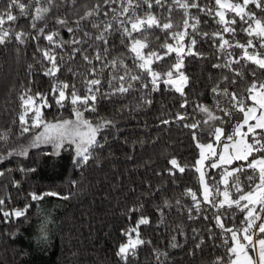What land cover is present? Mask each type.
<instances>
[{
    "label": "trees",
    "instance_id": "trees-1",
    "mask_svg": "<svg viewBox=\"0 0 264 264\" xmlns=\"http://www.w3.org/2000/svg\"><path fill=\"white\" fill-rule=\"evenodd\" d=\"M24 2L27 3V0ZM96 2L97 0H77L76 15H71L72 10L69 9V19L77 18ZM199 3L215 8V0H199ZM4 6V3H0V9ZM66 8L65 5L52 9L48 21L49 31L54 26L52 17L64 15ZM249 8L256 12L257 16H264L254 5H249ZM189 11L199 16L201 23L198 27L201 33L211 34L222 30V26L214 22L212 17L199 13L197 9ZM153 12L162 14L163 22H167L166 10L154 7ZM14 14L19 16L18 11ZM92 19L106 18L101 13ZM171 19L178 26L173 31H182L183 10L174 11ZM236 19L237 24L233 26L237 29L235 37L223 33L224 39L233 44L237 41L246 44L249 37L240 31L241 23L238 17ZM39 23L43 26L44 22ZM9 26L8 23L4 25L5 28ZM12 27L16 31L22 28L35 34L34 30L30 29L28 20L23 17ZM85 30L95 33L90 23ZM187 31L191 33L192 29ZM61 33L64 39L70 38L66 31L61 30ZM78 35L83 36V33ZM110 39L115 47L108 59L111 60L123 52L128 67L138 71L134 68L133 60L128 58L131 54L120 44L119 33H114ZM165 39L175 44L164 32L154 29L149 35L150 47L163 53L165 49L160 48V45ZM196 39L195 50L202 53V56L185 58L182 70L189 77L188 86L185 88L186 97L182 98L175 91L166 90L163 84L161 91L151 92L150 84L147 89H142L140 83L133 82L134 88L129 93L103 99L97 105L96 113H85V117L93 123L100 118L113 120L116 128L105 130L97 136L103 147L96 148L93 158L82 167L73 163L72 145L65 144L59 155L53 154L52 145L49 143L31 146L34 136L43 131L42 127L21 135L19 116L24 109L21 107L20 96L29 89L31 91L28 94L33 96L37 92L46 94L51 107L41 106L45 121L74 120L73 106L70 103H66L63 108L56 105L51 94L53 81L43 75L41 65L34 60V53L37 58L40 55L36 53L35 41L29 39L21 45L13 39L5 45H0V133H6L8 136L7 141L0 140V155H6L12 149L28 150L26 157L13 156L0 162V170L6 172L5 177L0 178V197L5 199L3 207L6 211L24 209L25 205H30L26 218L9 217L5 222V218L0 214V264H123L115 254L118 246L126 240V237L121 235V230L135 226L142 215L147 216L151 222L140 226V235L144 240L151 241V244L139 247L136 255L129 257L128 264H215L217 258H222V264L228 263L227 248L232 244L231 234L222 233V229L216 224L215 216L219 214L225 227L235 230L245 226L241 224L245 213L235 206L217 209L203 203L195 171L199 152L196 141L192 138V130L185 128L184 124L207 118L198 111L197 105L200 104L208 106L216 116L227 121L228 117H224L223 112L217 109L216 100L219 99L224 108H231V103L227 97L214 94L212 88L219 84L221 89L227 88L229 92L247 97L245 89L253 79L252 71L255 69L259 75L261 70L244 60L232 65L243 73L242 76H236L227 68H213V64L240 59L243 50L232 47L221 51L218 47L220 41L211 36H197ZM188 42L186 37L184 43ZM39 43L41 47L47 44L42 38ZM78 47L86 48L89 57L95 55V47L90 48L87 43ZM228 52L232 53L231 57L226 55ZM173 63L175 53L153 67L157 71L165 72ZM29 64L33 65L31 71L28 69ZM69 65L80 75L73 77L67 71ZM93 65L98 70L101 67L100 62L95 60ZM93 65L86 64L77 54L75 60L66 64L58 73L59 79L74 83L80 94L84 95L83 80ZM110 71L115 70L105 68L102 75L99 71L97 73L96 78L103 80L100 86L102 91H110L107 84ZM118 74H124L123 68L118 69ZM225 76L228 77L226 81L223 79ZM260 79H264V76ZM232 80L236 83H231ZM141 95L151 100V104L142 102ZM185 98L188 105L181 108ZM245 102L249 103L247 99ZM177 113L185 115L186 119L178 121ZM33 115L34 113L29 111L25 117L27 126L31 125ZM163 120H168L169 123H161ZM211 123L216 126L224 124L219 120ZM197 136L201 143L213 139L209 128L203 124L197 129ZM173 157L181 166H186L184 173L174 170V175L169 174V160ZM242 163L244 162L234 161L232 165H226V168ZM20 167L35 171L22 173L18 171ZM7 169L13 171L8 173ZM223 170L224 166L208 168L207 182L216 185ZM240 179L247 191L246 175L241 174ZM13 180L20 182L18 188L13 187ZM220 187L223 190L225 188L219 184ZM186 189L197 193L198 199L201 200L199 214L193 208L191 196L185 195ZM29 192H55L59 195L45 196L43 200L36 202L31 200ZM231 192L235 197V191ZM64 196L68 199H62ZM216 199L219 201L223 197L217 196ZM164 201L168 202V207H164ZM141 205L143 208L140 211L129 212V209L139 208ZM190 208L193 209L194 219H189ZM205 216L208 218L205 219ZM42 223H46L44 232H41ZM173 236L176 237L175 241L172 240ZM201 240L203 244L197 249L195 246ZM225 240L228 241L227 244ZM171 243H177L179 247L173 248ZM153 249L166 252L167 256H161L158 261Z\"/></svg>",
    "mask_w": 264,
    "mask_h": 264
},
{
    "label": "snow or ice",
    "instance_id": "snow-or-ice-1",
    "mask_svg": "<svg viewBox=\"0 0 264 264\" xmlns=\"http://www.w3.org/2000/svg\"><path fill=\"white\" fill-rule=\"evenodd\" d=\"M0 3L5 4L3 9H0V45H5L13 39L21 45L29 39L35 41L36 53L40 55L37 58L34 53V60L41 65L43 75L53 81L51 94L56 105L63 108L66 103H70L73 106V116L75 117L74 120L45 121L41 106L51 107L47 102V96L40 92H37L35 96L30 95L28 94L31 91L29 89L28 92L20 96L21 107L24 109L19 116L22 126L21 135L34 128L42 127L43 131L34 136L31 146L49 143L52 145L53 154L59 155L65 144L72 145L74 146L73 163L78 167L87 165L93 158L94 150L103 147L97 136L105 130L116 128L113 120L100 118L99 121L93 123L85 117L86 112H97V105L101 100L109 99L117 94L123 96L129 93L134 88L133 82L140 83L142 89H147L150 84L151 92L161 91V84H163L166 90L175 91L182 98L186 97L185 88L188 86L189 77L182 69L186 57L202 56V53L195 50L197 36H201V38L215 37L220 41L218 47L221 51L232 47L241 48L243 54L240 59H229L223 64H213L212 67L227 68L236 76H242L243 73L233 68L232 65L239 64L241 60H244L261 70L259 75L255 69L252 71L253 79L245 89L248 93L247 97H242L236 92H229L227 88L221 89L220 85L217 84L212 88V92L217 96L227 97L231 103V108H224L221 106L220 100H216L217 109L223 112L224 117H228V120L225 121L222 117L216 116L208 106L200 104L197 105V109L207 118L191 124L185 123L184 127L192 130V138L196 141L197 148L200 149L195 171L199 173L198 180L203 190V203L210 204L217 209L235 206L245 213L244 220L241 221V224L245 226L235 230L225 227L219 214L215 216L216 224L222 229V233L231 234L232 244L227 248L228 264H264V235H260L264 234V79H260L264 76V16H257V13L249 8V5H254L261 13H264V0H242V2L239 0H215V8L208 4L201 5L199 0H97L91 8H86L83 14L71 20L68 10H72L71 15H76L77 0H59V3L57 0H27V3L24 0H0ZM65 5L67 8L64 15L52 17L54 26L49 31L48 21L52 9H59ZM112 5H116V7ZM105 6H107L106 9ZM154 7L166 10L168 13L167 22H163L162 14L158 15L153 12ZM177 9L183 10L182 31H173L178 26L172 22L171 16ZM189 9H197L199 13L212 17L214 22L222 26V30L211 34L201 33L198 27L201 23L199 16L193 15ZM17 11L19 16L14 14ZM101 13L106 18L105 20L92 19ZM21 17L28 20L30 29L34 30L35 34L33 31H24L22 28L16 31L12 27ZM217 17L218 19H215ZM237 17L241 23L240 31L249 37L246 44L239 41L233 44L224 39L223 33H229L233 38L235 37L237 29L233 26L237 24ZM39 22H44L43 26H40ZM6 23L10 25L8 28L4 27ZM88 23L92 29H95V33L85 30ZM189 28L192 29L191 33L187 31ZM154 29L164 32L168 38L175 41V44L169 43L168 39H165L160 45V48L165 49L163 53L152 49L149 35ZM61 30L69 33L70 38L64 39ZM80 32L83 33V36L78 35ZM114 33H119L120 44L131 54L128 58L133 60L134 68L138 71H133L128 67L123 52L111 60L108 59L115 47L110 39ZM186 37L189 40L187 44L184 43ZM41 38L47 42L43 47L39 43ZM157 39L159 38L157 37ZM86 43L90 48L95 47L94 56L89 57L86 48L78 47ZM57 49L60 51L58 52ZM66 49H70V51H65ZM249 49L252 51L250 52ZM172 53H175V63L167 71L160 72L153 67L166 57H170ZM77 54L88 65H93L94 60L101 64L99 70L95 65L88 69V74L83 80L84 95L80 94L74 83L61 81L58 76L66 64L75 60ZM226 55L231 57L232 53L228 52ZM105 68L115 70L109 72L107 79L110 91H102L100 86L103 80L96 78L98 71L102 75ZM120 68L124 70L123 75L118 74ZM28 69L31 71L33 65L29 64ZM67 71L73 77L80 75L79 72L73 71L70 65L67 67ZM223 79L226 81L228 77L225 76ZM231 83L235 84L236 81L232 80ZM140 99L147 104L152 102L146 99L145 95H141ZM246 99L252 103L246 104ZM187 105L188 100L185 98L180 107L186 108ZM29 111L33 112L34 115L31 125L27 126L28 121L25 117ZM237 113L243 114V118L236 121L231 133H228L224 127L211 123L217 120L222 124L231 123L236 118ZM176 119L178 121L185 120L186 116L177 113ZM161 123L168 124L169 121L163 120ZM201 124L209 128L213 142L203 144L198 140L197 129L200 128ZM7 139L6 133H0V140L7 141ZM104 139L106 140L107 137ZM225 141H232V144L229 145ZM216 145H223L224 150L222 152L217 151ZM27 155V148L19 151L12 149L6 155H0V162L13 156L26 157ZM205 161H210L207 167L213 169L219 168L221 165H232L234 161L244 163L225 168L220 172L219 182L216 185H210L206 179V172L202 170L205 167ZM169 164L171 168L167 171L171 175H174V170H178L180 173H184L186 170V166H181L175 157L169 160ZM11 171L13 170L7 169L8 173ZM18 171L27 173L34 172L35 169L20 167ZM241 174L246 175L247 191L245 185L241 183ZM5 175L6 172L0 170V178L5 177ZM219 184L225 186L223 191L220 190ZM12 185L18 188L20 182L13 180ZM231 190L235 191V197ZM28 195L32 201L38 202L43 200L45 196H58L59 194L55 192L43 194L29 192ZM185 195L191 196L193 208L199 214L201 200L198 199L197 193L191 189H186ZM217 196H222L223 199L217 201ZM62 199H68V197L64 196ZM179 203L178 200L177 204ZM4 205L5 199L0 197V214L5 218V222L9 217L26 218L27 209L30 207V205H25L24 209L6 211ZM168 206V202L164 201V207ZM142 208L143 205L139 208L133 207L129 209V212H137ZM192 211V208L188 209L189 219L195 218ZM204 218L207 219L208 217L205 216ZM257 221L262 222L257 224ZM150 222L147 216L142 215L135 226L121 230V235L126 237V240L118 246L115 254L123 261V264H128L129 257L135 256L139 247L151 244V241L144 240L140 235V226L148 225ZM45 229L46 223H42L41 232H44ZM193 231L196 230L193 229ZM44 238L46 239V236ZM175 239L176 237L173 236L172 240L175 241ZM225 243L227 244L228 241L225 240ZM202 244L203 240L197 243L195 247L199 249ZM170 246L179 247L177 243H171ZM153 251L158 261L161 256H167L166 252H159L156 249ZM215 264H222V258H217Z\"/></svg>",
    "mask_w": 264,
    "mask_h": 264
},
{
    "label": "rangeland",
    "instance_id": "rangeland-1",
    "mask_svg": "<svg viewBox=\"0 0 264 264\" xmlns=\"http://www.w3.org/2000/svg\"><path fill=\"white\" fill-rule=\"evenodd\" d=\"M249 101V103H246V104H251L252 103V101H250V100H248ZM242 118H243V114H241V113H237L236 114V118L235 119H233L232 121H231V123H224L223 125H219L220 127H224L225 129H226V131L228 132V133H231V131H232V127H233V125L236 123V121L237 120H242ZM252 123H254V121H252ZM245 131H246V128L244 129ZM237 139H238V137H237ZM210 142H213V139L211 140V141H208V142H205V143H203V144H207V143H210ZM226 143H228L229 145H231L232 144V141H225ZM216 147H217V151H219V152H222L224 149H223V145H216ZM205 151H207V150H205ZM198 152H199V154H198V157H197V159H199V156H200V149L198 148ZM197 159H196V161H197ZM196 163V162H195ZM210 163V161H205L204 162V165H205V167L202 169L203 171H205V172H207V170H208V168H210V167H207V165ZM221 166H224V169L226 168V165H221ZM195 167H196V165H195ZM213 169V168H212ZM197 173V172H196ZM197 175H198V177H199V173H197ZM206 179H207V176H206ZM198 184H199V186H200V188H201V185H200V183H199V180H198ZM221 186H224L223 184H220ZM220 190L221 191H223V189L220 187ZM202 188H201V197H202V199H203V196H202ZM241 240H242V236H241ZM246 243V242H245ZM228 264V263H227Z\"/></svg>",
    "mask_w": 264,
    "mask_h": 264
},
{
    "label": "built area",
    "instance_id": "built-area-1",
    "mask_svg": "<svg viewBox=\"0 0 264 264\" xmlns=\"http://www.w3.org/2000/svg\"><path fill=\"white\" fill-rule=\"evenodd\" d=\"M260 222H262V221H257V224H259Z\"/></svg>",
    "mask_w": 264,
    "mask_h": 264
}]
</instances>
